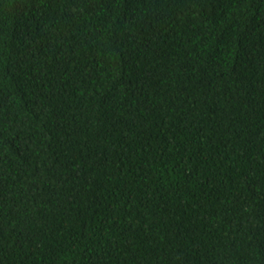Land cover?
Returning <instances> with one entry per match:
<instances>
[{
	"label": "trees",
	"instance_id": "trees-1",
	"mask_svg": "<svg viewBox=\"0 0 264 264\" xmlns=\"http://www.w3.org/2000/svg\"><path fill=\"white\" fill-rule=\"evenodd\" d=\"M0 264H264V0H0Z\"/></svg>",
	"mask_w": 264,
	"mask_h": 264
}]
</instances>
